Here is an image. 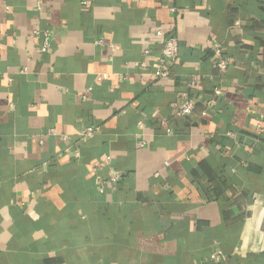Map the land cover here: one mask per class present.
<instances>
[{
  "label": "crops",
  "instance_id": "0c3cea01",
  "mask_svg": "<svg viewBox=\"0 0 264 264\" xmlns=\"http://www.w3.org/2000/svg\"><path fill=\"white\" fill-rule=\"evenodd\" d=\"M0 264H264V0H0Z\"/></svg>",
  "mask_w": 264,
  "mask_h": 264
},
{
  "label": "built area",
  "instance_id": "2783aa9c",
  "mask_svg": "<svg viewBox=\"0 0 264 264\" xmlns=\"http://www.w3.org/2000/svg\"><path fill=\"white\" fill-rule=\"evenodd\" d=\"M8 8V6H7ZM172 11H175L176 8H171ZM35 35L38 38L42 39V44L40 47V50L42 52H47L51 48L52 44V35L51 32L48 29H36L35 30ZM157 36L160 38L162 41L163 49H162V54L160 55V62L163 65H167L164 69L158 70L156 72L157 76H168L170 74V65H172L177 59L179 58L180 54V44L177 36L171 34V33H165L162 30H159L157 32ZM98 42H103V41H98ZM146 52H149V49H146ZM218 54H219V59L217 61V66L221 70L227 69L231 63L232 59L231 57L223 56L222 54V49H218ZM142 67H146L145 63H142ZM222 89L221 88H215V94L216 95H221ZM197 104L196 98H191V97H185L181 102L178 104L176 112L180 116H189L192 114V112L195 110ZM208 105L213 104V100H209ZM101 127L99 125H86L80 130V139L81 140H88L97 135V133L100 131ZM262 129V128H259ZM51 132L54 133L55 129H51ZM142 146L145 145L144 142L141 143ZM121 178L120 172H118L116 169L111 170V175H110V181L112 182H117ZM104 187L101 186V190H103ZM221 252L213 253L211 258L214 260H220L221 259Z\"/></svg>",
  "mask_w": 264,
  "mask_h": 264
}]
</instances>
